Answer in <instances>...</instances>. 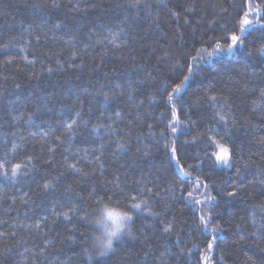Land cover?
<instances>
[{
    "label": "snow or ice",
    "instance_id": "6c2138e0",
    "mask_svg": "<svg viewBox=\"0 0 264 264\" xmlns=\"http://www.w3.org/2000/svg\"><path fill=\"white\" fill-rule=\"evenodd\" d=\"M7 8L0 80L15 81L11 65L36 83L34 111L17 107L21 84L16 100L0 92V264H229L233 246L264 264V0H18L19 20ZM68 70L104 82L67 103L43 83ZM105 199L130 223L97 248L89 216Z\"/></svg>",
    "mask_w": 264,
    "mask_h": 264
},
{
    "label": "trees",
    "instance_id": "16d2710c",
    "mask_svg": "<svg viewBox=\"0 0 264 264\" xmlns=\"http://www.w3.org/2000/svg\"><path fill=\"white\" fill-rule=\"evenodd\" d=\"M18 0H0V9H4V6L7 5L8 8L6 9L7 11H11L12 14L15 16L16 20L21 19V17L25 16V11L23 9H20L19 11H16L15 9V5L17 4ZM173 2H175V0H173ZM209 5H211L212 3H225L226 4V0H208ZM219 11V8L216 9H212L211 7L208 8L209 13H211L212 11ZM62 14V13H61ZM30 18V15H29ZM10 23L11 22V18L9 16L6 15H2L0 14V25H3L4 23ZM141 23H144L145 27H147V22L141 21ZM162 24L163 27L169 31V35H171L172 32V28L169 27V25H172V27H174V21L170 20L167 16H162ZM18 31V29H13V33H16ZM137 31H141L140 29H137ZM188 31V35H186V39L187 40H193L195 39L197 42L199 41V33L196 34L195 37H193L191 35V31ZM158 38V37H157ZM2 39V38H0ZM151 42V41H149ZM176 44H179L180 41L176 40L175 41ZM50 47L52 46L51 44L49 45ZM57 48L59 47L58 45L56 46ZM45 51H47V49H45ZM177 53L180 54V50L177 49ZM94 55L96 53H93ZM0 59H2V57H0ZM53 67L55 68L56 65L54 63V59L51 62ZM106 63L108 64V67L105 69V71H108L111 73L112 67H113V61L111 60V58H108L106 60ZM14 64H20L23 67L22 62L17 59L16 61H14ZM116 67L118 68V70L123 71V69L125 67H127V64L125 63H121V62H115ZM37 71H39V65H37ZM219 70V69H218ZM5 74L12 76L15 75L16 79L15 81H13L12 79H9L7 82H4L2 80H0V84L4 85L3 88H0V92H3L5 96L10 97L12 100H16V94L14 91V84L15 83H19L21 84V90H20V100L17 103V107H20L21 111H24V105L27 104V110L28 111H34L35 109L33 108V106L31 104H28V99L32 98L34 99L35 97L33 96V85L36 83L34 80H31L29 77L31 76V70L29 69H25L24 71H16V69L13 66H7L4 70ZM215 73H213L214 75ZM180 73H176V76H179ZM76 73L72 72V70H68L66 72H55L51 77H47L44 80L43 83V87L47 92H52V91H56L57 93L63 92L64 97L66 98V102L67 103H71L72 101H74L75 96L74 95H69L68 89L71 88L74 91H78L82 93V89L84 87H88L89 86V81H91L92 83L96 82V78H100L101 83H103V78H102V74L99 75L98 74H92L90 72H85L81 78L79 80H77L76 78ZM48 80L51 81V84L56 85V88L53 89L51 87V85L48 83ZM99 85H97L98 87ZM41 95H43V93H41ZM7 101L4 100L2 102H0V116H3V105L6 104ZM57 107H59V105H57ZM40 118L41 119H52L55 120L57 119V115L54 112H50V111H46L43 107H41V112H40ZM0 123H2V121H0ZM36 123L39 124L40 123V119L36 120ZM24 128H27V125L23 126ZM3 131L4 129H0V138H2L3 135ZM25 135H27L26 132H24ZM39 150V144H36L35 148L32 149L33 152H38ZM192 147H189V151H192ZM57 159H59V156H57ZM164 158L162 156H159L157 158V163L159 164L161 162V160H163ZM43 171V170H42ZM42 174V173H41ZM136 170L133 169L132 173L130 174V179L132 178L133 175H136ZM212 179H215L217 182H219L220 180L223 179V177H218V176H213ZM67 182L71 183L73 182V178L71 176L67 177ZM34 187V185H33ZM85 188V190H87V185L83 186ZM79 190V188L77 189ZM9 195L12 194V190L8 189ZM10 202V201H9ZM91 210V209H89ZM3 213H0V216H2ZM13 216L15 215V213L12 214ZM199 242V241H197ZM29 247H32V243H29ZM20 251H23V246H21V248L19 249ZM244 251H246L248 253V255L256 257L257 255H259L260 253H258V250L255 248H249V247H245ZM69 251L67 248H65L63 250V252H51L50 255L52 258H55L57 256H63L64 258L67 257V255H69ZM218 254V253H217ZM17 259H19V257H17ZM244 259V255L243 252H239L235 249V247L233 246L232 248H229L228 250V261L229 264H233V261L236 262V264H240V261H242ZM30 264V262H29Z\"/></svg>",
    "mask_w": 264,
    "mask_h": 264
},
{
    "label": "clouds",
    "instance_id": "9594fccd",
    "mask_svg": "<svg viewBox=\"0 0 264 264\" xmlns=\"http://www.w3.org/2000/svg\"><path fill=\"white\" fill-rule=\"evenodd\" d=\"M127 208L123 201L105 199L95 204L89 216L90 245L102 248L109 241L115 242L127 231L130 221L127 218Z\"/></svg>",
    "mask_w": 264,
    "mask_h": 264
}]
</instances>
